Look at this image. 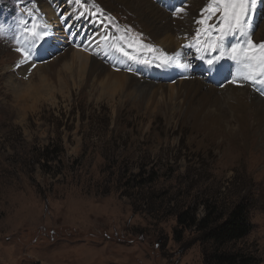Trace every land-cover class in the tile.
<instances>
[{
    "label": "rangeland",
    "instance_id": "374dc122",
    "mask_svg": "<svg viewBox=\"0 0 264 264\" xmlns=\"http://www.w3.org/2000/svg\"><path fill=\"white\" fill-rule=\"evenodd\" d=\"M97 1L0 0V264H204L192 219L198 224L208 212L228 214L239 203L247 206L252 229L236 247L250 249L264 264V149L256 127L257 136L251 141L247 135L245 145L234 124L212 142L204 133L191 134L192 120L182 114L169 122V112L155 110L152 119L130 104L117 116V104L101 95L100 86L61 91L59 67L52 75L34 73L75 45L114 68L99 38L124 29L162 51L121 11ZM185 1L189 19L190 11L201 12L208 3L199 0L193 8L192 0H179ZM83 8L99 12L97 21L89 22ZM34 17L49 35L29 48L32 57L23 62L16 49L29 45L20 21L31 27ZM256 20L252 39L262 43L264 5L258 4ZM187 21L194 29L193 17ZM80 22L91 29L82 39L75 29ZM126 50L141 61L154 55ZM180 52L194 78L220 92L219 107L227 110L238 89L224 92L234 63L221 61L225 81L219 83L194 49ZM124 60L122 70L141 81L175 86L180 79L173 66ZM245 87L264 102V86Z\"/></svg>",
    "mask_w": 264,
    "mask_h": 264
},
{
    "label": "bare ground",
    "instance_id": "6f19581e",
    "mask_svg": "<svg viewBox=\"0 0 264 264\" xmlns=\"http://www.w3.org/2000/svg\"><path fill=\"white\" fill-rule=\"evenodd\" d=\"M197 1L199 0L188 1V3L194 8ZM97 2L110 11H121L123 17L128 18L129 23L136 24L140 28L141 33L147 36L148 40H151L155 47L161 48L166 54L175 55L177 52L181 54L177 63L173 65L180 75V79H178V82L176 81L175 86H167L164 82L153 81V79L151 81H141L135 76L128 75L126 70H122L124 68L123 65H125L124 62H126L125 58L112 49H105L102 45L101 51L110 60L116 61V67L104 65L94 55L89 59L88 55L77 50V46L75 45V50H70L72 53L67 52L64 55H58L53 64L37 68L34 73L41 72L52 75L55 72L54 67H59L57 75L58 81L59 79L61 80L59 87L61 91L69 89L70 86L79 88L100 86L102 88L101 95L109 97L111 101L117 104V116H120L122 110L130 104L136 109H144L146 115H149L148 117H152V119H155L152 115L155 110L162 112L167 117L169 112V122L175 115L182 114L185 118L192 120L190 127L192 130L191 134L198 135L202 133V136H204V133L209 136L212 142L217 139L216 137L219 136L221 129L225 127L229 128L228 126L234 124L238 131L237 137H241V141L244 144L248 138L247 135L251 141L254 136H257L255 133L256 129L254 130L256 127L261 135V137H258L261 140L260 146L264 149V102H261L248 87H238V89L232 90L233 94L230 101L225 102L227 104L225 107H228L227 110L221 109L216 99V96L220 92L215 87L206 86L194 78V75L189 71L190 65L186 63L185 54L180 52L182 45L190 42V38L185 39V37H190L194 34V29L187 27V20L190 21L193 17L194 21L197 17H200V11L198 13H196L197 10L190 11L191 13L189 14L192 16L190 19L186 15L182 16V18H177L173 15L175 7L186 5V1L182 4L179 0H98ZM165 3H169L171 7ZM185 10L187 13V6ZM83 11L84 13L92 12L91 9L85 8H83ZM125 13H127V16H124ZM84 16L89 22L97 21L96 16ZM194 26L196 27L195 24ZM75 29L77 30L79 39H82L85 35H89L91 30L89 25L83 22L77 24ZM65 58L67 60L62 62ZM221 70L222 62L215 69L210 70L212 78H215V81L219 83L222 79L223 82L225 81V78L219 75L222 72ZM233 70L235 73V67H233ZM232 75L229 80H231ZM232 86L237 87L229 83V86L225 87L224 92H230L229 88L232 89ZM216 87L219 88L218 86ZM248 108L249 110L251 108L253 110L250 114L246 112ZM231 137L228 136L226 138L230 144L232 141ZM193 138L196 137L193 136ZM251 154L254 158H259V153L252 152Z\"/></svg>",
    "mask_w": 264,
    "mask_h": 264
},
{
    "label": "snow or ice",
    "instance_id": "6c2138e0",
    "mask_svg": "<svg viewBox=\"0 0 264 264\" xmlns=\"http://www.w3.org/2000/svg\"><path fill=\"white\" fill-rule=\"evenodd\" d=\"M81 0H76L79 4ZM264 5V0H208L201 10L200 17L194 20L196 27L190 42L182 45L184 48L194 49L196 59L203 60L209 69H215L222 60H230L235 65V73L229 83L237 87L246 85L264 86V42L255 43L252 36L258 26L256 20L257 8ZM185 6H177L173 15L177 18L187 15ZM29 16L33 13L27 11ZM85 15L96 16L99 12H86ZM33 18L31 27L21 20L22 32L29 47L17 48L16 51L23 57V62H28L32 57L29 50L37 45L48 35L46 24L37 23ZM189 39V37H185ZM112 49L128 60L143 63L156 62L158 67L165 68L177 63L180 53L168 55L150 44H144L139 34H132L130 29H124L119 35H101L98 46ZM146 50L153 53L151 61H141L138 56H133L126 49ZM19 66V65H18ZM34 66V65H33Z\"/></svg>",
    "mask_w": 264,
    "mask_h": 264
},
{
    "label": "trees",
    "instance_id": "16d2710c",
    "mask_svg": "<svg viewBox=\"0 0 264 264\" xmlns=\"http://www.w3.org/2000/svg\"><path fill=\"white\" fill-rule=\"evenodd\" d=\"M213 216V218H212ZM179 224L185 222L178 217ZM196 226L203 249L204 264H258L248 248L236 247L252 229L249 211L245 204L235 205L228 214L207 213Z\"/></svg>",
    "mask_w": 264,
    "mask_h": 264
}]
</instances>
